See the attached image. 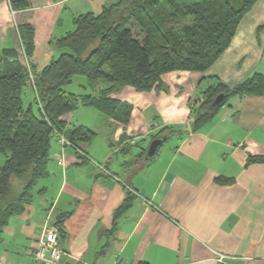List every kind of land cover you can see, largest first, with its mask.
<instances>
[{"label": "crops", "instance_id": "0c3cea01", "mask_svg": "<svg viewBox=\"0 0 264 264\" xmlns=\"http://www.w3.org/2000/svg\"><path fill=\"white\" fill-rule=\"evenodd\" d=\"M11 1L0 0V56L15 49L26 63L18 27L30 24L35 50L27 63L41 71L60 55L55 41L75 28V17L98 15L117 0H32L18 10ZM256 73L264 74V0L207 70L165 73L147 92L114 91L110 98L130 106L115 116L86 105L65 114V136L79 125L97 135L77 144L85 155L54 138L49 175L37 187L43 191L3 228L0 260L29 264L45 224L57 227L63 216L61 264H110L118 256L126 264H264V161H249L264 157V95L232 97L200 129L192 125L203 91L217 80L234 87ZM74 80L66 91L78 95L97 96L107 86L91 90L87 80ZM26 93L33 94L31 85ZM169 127L175 131L147 159L145 150Z\"/></svg>", "mask_w": 264, "mask_h": 264}, {"label": "trees", "instance_id": "16d2710c", "mask_svg": "<svg viewBox=\"0 0 264 264\" xmlns=\"http://www.w3.org/2000/svg\"><path fill=\"white\" fill-rule=\"evenodd\" d=\"M258 0H117L100 14H81L75 28L55 41L60 55L41 71L30 62V70L18 60L15 49L0 56V153L6 161L0 166V234L10 220L23 214L37 194L40 181L49 175L51 148L57 133L64 134L65 114L80 105L92 106L115 116L130 106L109 95L124 86L151 91L161 77L172 71H205L230 46L242 18ZM32 0H12L13 9H26ZM23 54L30 59L35 50L34 29L18 27ZM33 76V79L31 78ZM76 76H84L98 95L67 92ZM33 89V102L26 104L27 87ZM224 98L215 104L216 98ZM264 95V74L229 87L217 82L202 93L198 106H192L193 130L212 120L232 97ZM27 106H26V105ZM175 128H164L157 137L169 138ZM96 132L79 125L67 138L77 147L89 143ZM146 153V150H145ZM250 162L264 161L251 157ZM231 183V178H217ZM126 200L115 212L114 227L131 205ZM63 216L56 225L63 233Z\"/></svg>", "mask_w": 264, "mask_h": 264}, {"label": "built area", "instance_id": "2783aa9c", "mask_svg": "<svg viewBox=\"0 0 264 264\" xmlns=\"http://www.w3.org/2000/svg\"><path fill=\"white\" fill-rule=\"evenodd\" d=\"M25 56V55H24ZM26 66L30 70V66L27 63ZM33 79V76L31 75ZM59 142L62 146H71L77 151L80 149L68 139L62 133H57ZM83 153L82 151H79ZM84 154V153H83ZM58 162L64 165V159L62 154H58ZM65 252L61 246L60 242V230L58 227L52 226L50 224H45L42 234L38 237L35 248L31 251V261L29 264H61ZM222 259V258H221ZM0 264H14L6 260H0ZM110 264H126L124 259L118 256Z\"/></svg>", "mask_w": 264, "mask_h": 264}, {"label": "water", "instance_id": "95a60500", "mask_svg": "<svg viewBox=\"0 0 264 264\" xmlns=\"http://www.w3.org/2000/svg\"><path fill=\"white\" fill-rule=\"evenodd\" d=\"M224 98L223 94H220L216 100H215V104L219 103L222 99ZM166 140V137H157L155 138L149 145L148 150L146 152V158L147 159H152L154 158L160 147L162 146V144L164 143V141Z\"/></svg>", "mask_w": 264, "mask_h": 264}, {"label": "rangeland", "instance_id": "374dc122", "mask_svg": "<svg viewBox=\"0 0 264 264\" xmlns=\"http://www.w3.org/2000/svg\"><path fill=\"white\" fill-rule=\"evenodd\" d=\"M80 82H83V83H86V78L84 76H76L75 77V80H74V83L75 84H79ZM70 86V85H69ZM89 90V89H88ZM33 94H30V96H27L25 95L24 96V100H25V103L26 104H29L31 102H33ZM25 104V105H26ZM27 106V105H26ZM64 135V134H63ZM65 136V135H64ZM66 137V136H65ZM57 138H58V135H57ZM67 138V137H66ZM59 140V138H58ZM60 143V142H59ZM61 144V143H60ZM66 146V145H65ZM81 151V150H79ZM85 155V154H84ZM6 161V156L3 154V153H0V166L4 164V162Z\"/></svg>", "mask_w": 264, "mask_h": 264}]
</instances>
